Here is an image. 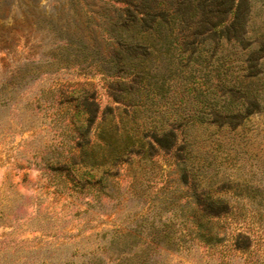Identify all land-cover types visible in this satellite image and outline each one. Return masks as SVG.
Here are the masks:
<instances>
[{
  "label": "rangeland",
  "instance_id": "rangeland-1",
  "mask_svg": "<svg viewBox=\"0 0 264 264\" xmlns=\"http://www.w3.org/2000/svg\"><path fill=\"white\" fill-rule=\"evenodd\" d=\"M251 1L249 23L264 34V0ZM122 9L116 0H0V95L13 96L0 106V264H247L236 251L223 257L220 247L198 242L190 250L145 255L142 242L133 250L122 246L114 231L126 232L141 215L165 221L170 214L162 208L181 203L178 195L187 188L175 155L162 152L147 163L134 157L111 199L101 196L98 203L77 192L81 179H95L96 171L66 165L79 154L73 94L96 91L102 110L124 108L114 99L117 82L131 80L129 66L117 59L126 52ZM57 110L65 118L52 121ZM210 132L194 145L190 161L197 168L201 153L213 163L202 187H212L246 218L225 232L248 233L254 259L264 263V113L237 129Z\"/></svg>",
  "mask_w": 264,
  "mask_h": 264
},
{
  "label": "trees",
  "instance_id": "trees-1",
  "mask_svg": "<svg viewBox=\"0 0 264 264\" xmlns=\"http://www.w3.org/2000/svg\"><path fill=\"white\" fill-rule=\"evenodd\" d=\"M116 2L123 5L122 26L127 32L122 45L126 52L117 59L129 66L131 80L117 82L119 93L114 99L124 108L102 110L96 91L73 94L78 93V108L70 120L80 123L79 154H73L66 165L88 169L86 173L96 171L95 179H81L77 192L98 203L101 196L111 199L113 191L119 193L122 188L116 180L122 167L132 164L134 157L147 163L162 152L175 155L182 167L181 182L187 188L178 195L181 203L162 208L170 214L165 221L149 222L141 215L129 221L126 232L114 231L122 246L133 250L142 242L145 255L156 249L190 250L198 242L220 247L223 257L232 250L247 264H264L259 257L254 259V241L248 233L225 232L227 225L242 221L236 207L216 195L212 187H202L213 163L200 159L201 153L197 168L190 161L194 145L211 136L210 128L237 129L264 113L260 91L264 88V34L249 23L252 1ZM152 57L159 67L153 66ZM12 98L0 95V106ZM65 115L57 110L52 121ZM54 164L58 166L54 171L63 167L62 161ZM200 187L203 189L198 191ZM221 231L224 237H220Z\"/></svg>",
  "mask_w": 264,
  "mask_h": 264
}]
</instances>
